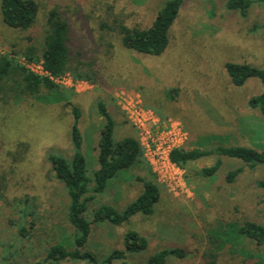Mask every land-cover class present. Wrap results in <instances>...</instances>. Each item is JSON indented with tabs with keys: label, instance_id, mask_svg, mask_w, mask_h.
Wrapping results in <instances>:
<instances>
[{
	"label": "rangeland",
	"instance_id": "1",
	"mask_svg": "<svg viewBox=\"0 0 264 264\" xmlns=\"http://www.w3.org/2000/svg\"><path fill=\"white\" fill-rule=\"evenodd\" d=\"M37 1L41 10L37 23L28 31L11 30L0 17L3 49L11 53L15 46L16 51H23L31 45L30 38L41 49L46 13L57 6L71 27L74 62L93 63L98 80L78 92L71 90L74 95L69 104H46L32 97L0 102V183L8 197V203L0 201V264L39 262L47 247L56 242L54 237H59L57 226L68 235L72 233L64 220V191L48 162L50 154L72 155V107L82 112V152L87 175L93 181L99 167L103 122L96 107L98 101L107 105L115 120V142L138 138L116 102L115 93L119 91L137 94L146 108L164 119L179 121L189 136L186 149L244 146L264 153V120L247 105L251 97L262 93L263 86L258 79H250L237 88L225 68L227 63H238L264 69V0H254L247 17L227 11L226 0H187L170 31V44L159 57L127 50L120 36L103 29L101 23L115 25L117 19L131 28H145L166 0ZM173 90H178L175 100L171 99ZM215 161L216 157H209L183 169V192H170L162 186V200L154 216L138 214L113 230L93 228L89 250L101 258L103 253L123 249V232L134 231L148 240L149 247L128 254L126 264H146L158 251L173 248L186 249L188 259L170 257L168 264H206L209 230L230 222L264 225V168L245 167L236 182L228 184L227 173L243 165L223 157V165L214 177L196 175ZM7 183L11 188L6 192ZM107 191L99 197V205L109 204L123 211L143 193L144 185L131 178L116 191ZM25 194L35 205L37 216L33 220L36 226L30 230L32 236L21 239L18 228L11 223H22L24 206L19 199ZM246 244L256 252H264L254 243ZM239 262L226 249L217 264Z\"/></svg>",
	"mask_w": 264,
	"mask_h": 264
},
{
	"label": "trees",
	"instance_id": "2",
	"mask_svg": "<svg viewBox=\"0 0 264 264\" xmlns=\"http://www.w3.org/2000/svg\"><path fill=\"white\" fill-rule=\"evenodd\" d=\"M186 1L166 0L153 21L145 28H131L117 19L114 20L115 25L103 22L101 27L107 31L116 32L127 50L159 57L165 53L170 44V31ZM253 5L254 0H226L225 7L231 13L247 17ZM40 10L41 5L37 0H0L1 21L11 30L25 32L32 29L37 23ZM45 25L44 43L41 49H38L30 38L31 45L23 51H16L14 46L11 51L12 56L0 55V102L7 103L9 100L16 102L21 101L22 97H32L46 104H69L70 97L74 95L73 91L55 85L48 78L32 74L19 63L18 57L35 63L42 62L44 69L52 76L70 74L76 80L97 84L98 72L92 67L93 63L81 61L75 63L73 60L71 27L59 7L55 6L47 11ZM225 68L231 83L237 88L246 85L250 79H258L261 82L262 93L251 97L247 105L249 109L257 111L264 120V69L238 63H227ZM44 92L47 96H43ZM177 94L178 90H173L171 99L175 100ZM96 107L103 122L99 141V167L95 171L94 181L87 175L86 159L82 152L83 136L80 130L82 112L78 107H72L71 110L72 155L70 157L55 154L48 156L52 172L64 191V220L71 227L72 233L68 235L63 227L57 226L60 235L54 237L56 242L51 243L42 260L34 264H61L69 261L88 264H114L125 261L124 264H126L128 254L141 253L149 247L145 237L137 232L127 231L122 235L123 249H115L105 255L103 253L101 258L89 250L93 228L113 230L114 227H121L128 223L138 214L154 216L155 207L162 200L163 188L145 162L138 138L132 136L115 142L116 123L113 116L103 101H98ZM209 157H216V161L211 167L202 168L196 173L200 178L214 177L223 165V157L237 160L244 166L227 173L225 178L228 184L235 183L245 167L252 170L257 167L264 168V153L244 146L217 145L207 150H202L201 147L183 148L171 154L172 162L184 170L190 164ZM125 172L127 175H122ZM131 178L144 185L143 193L134 202L123 211L109 204L99 205L101 202H98L99 197L107 190V193H112L120 188L122 183L129 182ZM13 181L18 182L15 178ZM261 185L264 186V183ZM5 186L7 192L11 186L8 183ZM2 191L3 186L0 183V201L8 203V197ZM19 202L24 206L21 211L22 223L16 225L11 223V225L18 228V237L27 239L32 236L30 230L36 226L33 220L36 219L37 210L27 194L23 195ZM208 243L209 249L204 254L206 264H217L226 249L230 256L240 261L238 264H264V252H256L246 244L254 243L264 248L263 224L255 222L221 224L208 231ZM187 256L186 249L161 250L153 254L146 264H168L170 257L184 261L188 259ZM9 257L5 260L8 261Z\"/></svg>",
	"mask_w": 264,
	"mask_h": 264
},
{
	"label": "built area",
	"instance_id": "3",
	"mask_svg": "<svg viewBox=\"0 0 264 264\" xmlns=\"http://www.w3.org/2000/svg\"><path fill=\"white\" fill-rule=\"evenodd\" d=\"M0 55H11L0 44ZM19 63L38 77L48 78L55 85L79 91L90 83L74 79L70 74L52 76L44 69L43 63H35L25 58H18ZM116 102L127 121L135 129L143 150V157L149 165L158 183L170 192H183V169L171 160V154L185 148L188 133L183 125L173 119H164L153 110L146 108L137 94L119 91L115 93Z\"/></svg>",
	"mask_w": 264,
	"mask_h": 264
},
{
	"label": "crops",
	"instance_id": "4",
	"mask_svg": "<svg viewBox=\"0 0 264 264\" xmlns=\"http://www.w3.org/2000/svg\"><path fill=\"white\" fill-rule=\"evenodd\" d=\"M136 134V133H135Z\"/></svg>",
	"mask_w": 264,
	"mask_h": 264
}]
</instances>
